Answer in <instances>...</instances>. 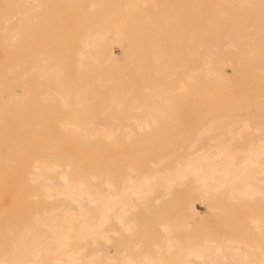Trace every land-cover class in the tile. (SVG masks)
Listing matches in <instances>:
<instances>
[{"label": "bare ground", "instance_id": "6f19581e", "mask_svg": "<svg viewBox=\"0 0 264 264\" xmlns=\"http://www.w3.org/2000/svg\"><path fill=\"white\" fill-rule=\"evenodd\" d=\"M191 104L243 105L214 115L264 132L248 125L264 121V0H0V264H264L260 243L185 242L190 223L165 220H196L197 198L264 201V137L164 135Z\"/></svg>", "mask_w": 264, "mask_h": 264}, {"label": "rangeland", "instance_id": "374dc122", "mask_svg": "<svg viewBox=\"0 0 264 264\" xmlns=\"http://www.w3.org/2000/svg\"><path fill=\"white\" fill-rule=\"evenodd\" d=\"M114 4V3H113ZM113 4L109 7H106V13L108 10L112 9ZM93 12V11H92ZM106 15V14H105ZM147 38L149 40L143 39V44H148L153 39V34L151 31L147 32ZM111 45L115 49L116 54L120 56V59L123 58V52L126 51V46H123L121 39L118 37L112 38ZM117 39V40H115ZM147 42V43H146ZM130 51L137 52L141 50L140 45L134 44L129 48ZM153 57L150 54H146L142 61V69L143 71H147L146 73L153 78H160V71L156 70V63L154 62ZM147 69V70H146ZM223 72L227 76V78L231 80H238L242 70V64L236 63L235 70L232 69L231 65L225 64L223 65ZM142 79V75H139L138 72H134L131 82H137ZM220 108H224L219 110ZM245 107L243 105L232 106L231 104L225 105L223 107L216 104L215 106H204V105H194L191 104L187 107L186 113L183 115H178L176 117H161L162 124L159 128L162 129H170L165 136L169 137H180V136H195L197 135L199 128L210 126L211 124L216 125L213 131H210L205 139L198 143L200 147H211L213 145H224V146H245L249 144L247 141H231L230 132L228 128L233 129V133H238V129L242 125H246L244 120L241 118H219L215 117L214 114L218 113L217 111H225L227 114H233L236 112H243ZM112 112L109 113V118L114 121L121 122L123 117L117 116L118 114ZM122 118V119H121ZM168 118L170 123L166 126ZM264 123L262 120H251L248 125L257 127L261 126ZM166 126V127H165ZM109 127V126H108ZM179 129H186V132L181 134L174 133ZM238 130V131H237ZM174 131V132H172ZM237 131V132H236ZM229 133V134H228ZM240 134L243 135H256V137H264V132H254L252 129H240ZM221 134L218 141H210V137ZM162 135V136H164ZM161 136V137H162ZM170 143V142H169ZM254 144L258 143L257 141L253 142ZM150 144H155L154 141H150ZM170 144L176 145L181 144L179 139H173ZM207 150H203L202 152H206ZM151 152V151H149ZM153 153H157V151L152 150ZM160 152V151H158ZM232 152H238L237 148L232 150ZM175 206L179 207V203L175 204ZM221 210L217 212H209L207 209V201L199 200V198L194 201V208L197 210L196 220L191 219L190 217L180 216L177 210H174L172 213L171 210L168 211L167 216H165L166 221H173L175 223H190L189 229L184 230V233L181 235L179 239L185 242H202V241H217L220 242L224 239H235L239 241H245L250 245H254L255 243H260L263 245V249L260 250L259 253L264 254V227L258 228L256 227V223H264V201H241V202H227L224 201L222 204ZM200 215V216H199ZM182 230V229H181ZM183 231V230H182ZM153 233L156 234L155 241H161L160 237V227L156 226L153 228ZM167 249V247H166ZM255 249H249L250 252H253ZM134 253V251H130ZM242 264V263H241Z\"/></svg>", "mask_w": 264, "mask_h": 264}]
</instances>
